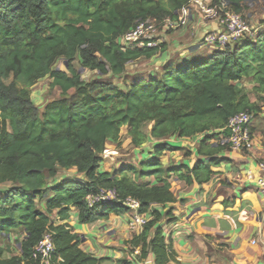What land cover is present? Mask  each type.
<instances>
[{"label":"trees","instance_id":"16d2710c","mask_svg":"<svg viewBox=\"0 0 264 264\" xmlns=\"http://www.w3.org/2000/svg\"><path fill=\"white\" fill-rule=\"evenodd\" d=\"M221 1L211 5L220 7ZM247 1L225 0V11L248 22ZM190 2L0 0V264H41L34 250L48 231L55 247L51 264H102L81 248L70 225L56 223L68 220L72 208L81 224L129 213L118 204L90 208L86 197L101 189L135 199L150 218L142 233L126 242L134 259L120 263L143 262L152 254L155 264H169L176 256L165 228L178 218L174 208H163L177 202L172 178L188 185L208 183L219 153L229 148L222 140L237 113H251L250 133L264 138V30L215 47L207 57L177 59L157 74L142 70L126 80L130 64L159 56L167 46L125 48L118 39L139 22L177 20ZM58 60L64 68H54ZM77 60L93 79L84 80L74 66ZM47 77L54 93L40 109L32 89ZM245 80H251L252 89ZM124 128L135 147L148 139L204 135L199 161L192 168H167L160 161L165 153L176 151L184 158L193 153L160 143L155 158L139 168L101 172L107 142H119ZM70 171L77 177L59 181Z\"/></svg>","mask_w":264,"mask_h":264},{"label":"crops","instance_id":"0c3cea01","mask_svg":"<svg viewBox=\"0 0 264 264\" xmlns=\"http://www.w3.org/2000/svg\"><path fill=\"white\" fill-rule=\"evenodd\" d=\"M202 2L212 4L213 0ZM261 19L263 22L257 28L262 31L264 15ZM221 29L217 22L201 20L194 12L183 28L162 31L161 38L167 46L164 53L149 60L140 59L129 66L136 65L137 68L143 67L144 73L157 74L171 61L207 57L213 48L204 46L203 38ZM243 84L249 90L253 88L251 80H245ZM252 101H256L254 96ZM122 131H126L125 137L122 132L119 142H107L101 172L112 173L116 169L151 161L155 158L154 147L160 143L185 147L193 153L189 158L176 151L165 153L160 161L167 168L181 165L192 168L199 161L197 150L204 135L193 139H148L142 146L135 147L127 137V129ZM263 139L261 133L255 135V149L251 152L223 149L218 155L221 160L213 167L214 173L208 183L188 185L176 176L172 178L177 202L163 208L165 211L174 208L178 218L175 224L165 228L166 241L176 256L169 264H264V195L255 182L261 175L259 161L264 156ZM121 158L124 160L119 161ZM128 175L134 177L131 173ZM74 177H77L76 172L70 171L60 175L59 181ZM56 221L70 225L73 233L80 236L81 248L102 260V264H121L120 261L128 257L133 260L126 242L140 235L143 229L132 224L130 213L81 224L78 212L72 208L68 220L57 218ZM133 264H155V261L150 254L143 262Z\"/></svg>","mask_w":264,"mask_h":264},{"label":"built area","instance_id":"2783aa9c","mask_svg":"<svg viewBox=\"0 0 264 264\" xmlns=\"http://www.w3.org/2000/svg\"><path fill=\"white\" fill-rule=\"evenodd\" d=\"M226 7L227 4L224 1H221L220 7H214L202 0H191L188 6L180 10L177 20H166L163 24L157 23L156 20L139 22L117 42L125 48H158L164 43L161 38L162 31L183 28L194 12L199 15L201 20L217 22L222 28L220 31L208 33L202 41L204 46L223 48L252 35L253 30L243 16L225 11ZM252 118V114L247 111L237 113L229 118L226 127L229 135L222 140V145H228L230 149L237 151H253L255 136L249 131ZM259 168L261 175L255 179V182L258 190L264 195V156L260 158ZM86 202L90 208L98 205H122L128 209L132 224L141 228L149 221L148 217L141 213V204L138 201L133 198L120 199L114 189H101L97 193L89 194L86 197ZM54 252L53 233L48 231L35 247L34 257L40 258L41 264H51Z\"/></svg>","mask_w":264,"mask_h":264},{"label":"rangeland","instance_id":"374dc122","mask_svg":"<svg viewBox=\"0 0 264 264\" xmlns=\"http://www.w3.org/2000/svg\"><path fill=\"white\" fill-rule=\"evenodd\" d=\"M247 6H248V10H246L243 14L248 15L247 18H248L249 25L251 26V28L253 30V34H256L257 32L261 31L260 30L261 28H257V26H259L263 22V19H261V16L264 15V0H251L249 3H247ZM74 66L83 75L84 80L89 81V80L94 78V74L90 73L86 69L82 68L80 66L78 60L74 63ZM54 68H57V69L58 68H60V69L64 68V61L58 60L56 62V64L54 65ZM142 70H144L143 67L137 68L136 65L128 66V72L131 74V77H129L126 80H128V82L130 83L132 75L136 74V72H139ZM114 81L117 84H119L121 87H125L123 84H121L122 79H116ZM51 82H52V80L49 77L44 78L41 81H39L37 83V85L34 86V88L32 89L33 101L40 109H42L44 107L45 103L47 102V99L49 98V96L51 95V93L53 91L51 88ZM125 82L126 81H124V84H125ZM53 93H54V91H53ZM125 129L126 128H124V130ZM122 132H124V134H123V138H124L126 131H122ZM121 160H124V159L121 158L119 161H121ZM107 161H110V160H107ZM116 163H114V165H116ZM135 168H139V166L136 165Z\"/></svg>","mask_w":264,"mask_h":264},{"label":"water","instance_id":"95a60500","mask_svg":"<svg viewBox=\"0 0 264 264\" xmlns=\"http://www.w3.org/2000/svg\"><path fill=\"white\" fill-rule=\"evenodd\" d=\"M223 1H225V0H223ZM251 0H249V1H247L246 3H249ZM65 65L67 66V63H65Z\"/></svg>","mask_w":264,"mask_h":264}]
</instances>
